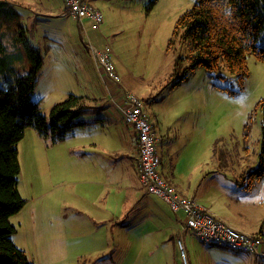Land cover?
<instances>
[{
	"label": "rangeland",
	"instance_id": "obj_1",
	"mask_svg": "<svg viewBox=\"0 0 264 264\" xmlns=\"http://www.w3.org/2000/svg\"><path fill=\"white\" fill-rule=\"evenodd\" d=\"M10 1L26 31L18 25L3 27V42L18 55L12 66L20 74L30 69L20 36L25 33L40 49L43 65L32 98L41 113L50 119L53 106L74 93L88 97L90 107L82 119L93 120L56 143L28 127L18 145L19 190L26 203L11 221L17 228L13 239L31 264H184L168 229L170 220L183 212L151 195V201L133 204L135 212L150 217L141 215L132 226L131 217L118 220L125 206L131 213L132 187L137 192V185L131 181L130 162L122 161L110 172L107 160L121 158L122 142H131L133 127L116 117L117 110L114 117L96 120L105 114L100 107L107 93L91 45L111 47L120 77L114 86L145 102L156 143H163L164 166L187 172L193 162L207 161L213 170L205 185L214 203L227 207L247 232H264V177L251 187L240 185L241 174L256 167L261 149L262 112L256 105L264 97V62L248 57L243 88L224 66L219 72L201 66L182 83L167 85L176 58L186 53L180 41L170 45L176 21L195 0H158L152 7L151 0H89L103 13L99 29L92 28L89 18L81 22L64 15L63 0ZM186 66L180 65L179 75ZM180 230L181 225L175 234ZM187 232L189 264H264L256 253L217 247Z\"/></svg>",
	"mask_w": 264,
	"mask_h": 264
},
{
	"label": "trees",
	"instance_id": "obj_2",
	"mask_svg": "<svg viewBox=\"0 0 264 264\" xmlns=\"http://www.w3.org/2000/svg\"><path fill=\"white\" fill-rule=\"evenodd\" d=\"M157 1L151 0L150 6ZM12 25L26 31L18 7L10 0H0V74L3 78L0 85V264H31L26 251L13 239L17 228L11 221V216L26 203L19 190L21 165L18 145L28 127H34L43 139L52 143L64 139L72 128L89 122L83 120L82 115L90 105L88 97L70 93L53 106L50 119L41 113L39 102L32 98V93L43 65V55L26 34H22L19 41L30 69L22 74L15 70L12 63L18 55L3 42L5 34L1 29L12 30ZM177 41L184 44L186 53L176 58L173 77L167 85L182 83L201 66L209 72H219L224 66L243 88L249 75L248 57L254 55L264 62V0H195L192 7L176 21L170 45L175 46ZM183 62L187 66L179 75ZM256 107L262 112L261 149L256 167L240 176V185L247 188L264 177V97ZM140 184L141 188L151 193ZM184 222L185 218L182 228ZM256 235L264 237V232L259 231ZM175 239L178 245L177 234ZM211 244L228 247L214 242Z\"/></svg>",
	"mask_w": 264,
	"mask_h": 264
},
{
	"label": "built area",
	"instance_id": "obj_3",
	"mask_svg": "<svg viewBox=\"0 0 264 264\" xmlns=\"http://www.w3.org/2000/svg\"><path fill=\"white\" fill-rule=\"evenodd\" d=\"M63 1L66 5L64 15L74 16L81 22L83 19L89 18L92 21V28H100L104 21L103 13L91 1ZM91 50L105 80L119 83L120 77L115 71L111 47L99 48L91 45ZM115 101L120 117L132 125L136 131L132 141L138 147L140 182L147 191L162 198L174 211H182L185 215L184 226L177 233V242L183 263L189 264L183 238L187 230H191L200 241L220 243L235 250L264 256V237L237 229L201 207L191 198L179 194L175 186L164 179L161 170V149L156 143L154 125L142 99L131 91H125L119 92Z\"/></svg>",
	"mask_w": 264,
	"mask_h": 264
},
{
	"label": "crops",
	"instance_id": "obj_4",
	"mask_svg": "<svg viewBox=\"0 0 264 264\" xmlns=\"http://www.w3.org/2000/svg\"><path fill=\"white\" fill-rule=\"evenodd\" d=\"M100 72H102L101 69H100ZM104 81L106 83V86H105L106 88H105L104 91L107 93V95H106L107 99H106L105 104H103L104 108L102 109V111H104L105 114L102 115V116L99 115L96 118V120H98V119L101 120L103 118L106 119L107 117L108 118L114 117L115 116V111L117 110L115 99L117 98V93L119 92L120 88H119L118 85L114 86V84L112 82L107 81V79L105 80V78H104ZM117 112H118V114H117L116 117L119 118L120 120L124 121L120 117L119 110H117ZM86 113H88V112H86ZM87 120L93 121V120H90V119H87ZM127 125H130V124H127ZM132 129H133V131L131 132L130 135L133 138V136L135 134V130H134V128H132ZM162 145H163V143H162ZM162 145H159V148L161 149V158H162L161 170H162L164 176L166 177V179L172 185H175L177 190L181 194L195 199L203 207H205L208 210H210V212H212L217 217L223 219L224 221L230 223L231 225H233L234 227H236V228H238L240 230L246 231L245 227H243L242 225L239 224L240 221L238 220V218L237 217L235 218V217L227 214V207L225 208V210L220 208V207H218L214 203L213 197L209 194V192H207V190L209 189V186H208V184L207 185H205V184L208 183V181L210 180V177L208 175H206V174L210 170H213V169L207 168V163L208 162L204 161L203 159H201V160H199L196 163L193 162V164L191 165V168H190L189 171L185 172V171L182 170V171L178 172L176 170V167H171L170 166L168 168V167L164 166L166 161L164 162V160H165L164 150H163L164 148H162ZM122 146H123L122 147V152H124V153L121 155V158L108 159L107 163H111L112 170L110 172H112V171L116 170L115 165H118V164L120 165L122 161L123 162H130V165H131V181H132L133 185L134 184L137 185V187H136L137 188V192L134 191L135 188L132 187V195L135 196V197H134L133 202H131V213L129 212V207L125 206L124 209L122 210V215H120L118 220H120L121 218H124L123 220H121V222H123V221H126L129 217H131V226H132V224H135L137 221L141 222V218H140L141 215H144L145 217H150L149 214H144L142 212H135L134 208H133V204L134 203L145 204L146 202L151 201V198H149V197L151 195H154V194L148 193L143 188H141L139 175H138L139 155H138V147H137V145L131 139L130 143L126 142V140L123 141L122 142ZM202 156L203 157H201V158H206V151L202 154ZM176 165H177V158H176V161H175V166ZM195 167L198 168V170L196 172L194 171ZM109 173H107L106 175H108ZM154 196L157 197V195H154ZM162 201L165 202L163 199H162ZM165 203H167V202H165ZM126 212H128V215H126ZM175 212L179 213V212H182V211H175ZM183 216L185 218L184 213H183V215H177L176 219L175 220L171 219L170 220V224H168V229L170 230V232L171 231L173 232L172 236H173L174 239H175L176 231L179 229L181 223L184 221ZM164 219H166V218H164ZM236 224H237V226H236ZM187 233H185V237H186ZM257 233L258 232H255L254 234H257ZM185 243H186V241H185Z\"/></svg>",
	"mask_w": 264,
	"mask_h": 264
},
{
	"label": "bare ground",
	"instance_id": "obj_5",
	"mask_svg": "<svg viewBox=\"0 0 264 264\" xmlns=\"http://www.w3.org/2000/svg\"><path fill=\"white\" fill-rule=\"evenodd\" d=\"M256 235V234H255Z\"/></svg>",
	"mask_w": 264,
	"mask_h": 264
}]
</instances>
